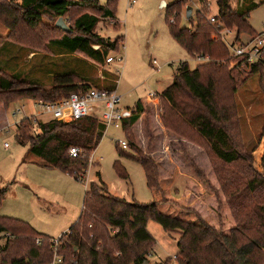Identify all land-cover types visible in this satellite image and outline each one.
Instances as JSON below:
<instances>
[{
    "label": "rangeland",
    "instance_id": "obj_1",
    "mask_svg": "<svg viewBox=\"0 0 264 264\" xmlns=\"http://www.w3.org/2000/svg\"><path fill=\"white\" fill-rule=\"evenodd\" d=\"M5 1L16 4L21 0ZM97 1L105 7L109 0ZM130 1L114 0V20L78 9L69 11L63 18L66 26L73 28V22L81 15H94L99 19L95 35L111 41L116 37L123 38L117 52L107 55L114 58L110 66L94 63L83 54H71L52 45L49 41L64 35L55 27L59 18L52 15L42 16L34 29L18 26L12 36L15 43L7 38L9 31L0 26L3 39L0 45V78L16 79L31 85V88L49 90L56 77L72 74L80 79L73 78L77 87L88 84L105 88L106 84H111L107 80L108 74L114 79L112 83L116 82L115 91L120 97L118 108L121 111H131L138 100L149 99L142 102L146 113L132 127L125 132L109 128L103 134L94 152L88 153V168L81 175L82 182H79L58 170L43 168L39 159L28 154L27 146L15 142V130L21 120L27 118L42 124L52 121L48 116H38L39 110L34 105L38 101L26 95L17 98L0 92V100L8 102L6 109L0 106V189L8 187L0 205V217L27 223L36 232L57 239L78 221L85 190L90 183L102 182L108 196L129 203L152 202L145 173L132 159L133 144L143 157L154 163L159 180L171 181L170 197L180 201L184 196L183 202L188 207L196 209L200 213L197 214L219 234L235 241L237 248L252 243L257 254L256 264H264V216L260 212L264 207V188H258L255 194L247 189L250 181L259 183L257 176L264 178L261 159L255 152L257 145L264 143L261 139L264 136V69L252 74L253 68L242 66L230 55L220 63L228 75L224 85L229 86V91L223 93L226 101L222 105L231 108L229 120L223 126L230 135V148L241 153L244 159L236 165H225L213 156L206 141L187 119L177 116L160 98V93L172 84L180 64L187 63L190 70L201 64L196 61L200 56L191 57L173 40L165 22L166 9L178 0H135L133 4ZM183 1L177 20L179 28H191V23L185 19L187 7L192 9L193 24L196 13L202 8L207 10L205 17L217 16L215 0H205L202 7L200 0ZM255 1L230 0L233 8H243L245 4L254 6ZM260 1L261 4L252 9L248 17V23L256 34L264 26V0ZM240 37L245 41L251 36L242 33ZM217 39L218 36L212 33L211 40ZM93 50H98V47L93 46ZM203 59L204 62L208 60L207 57ZM100 72L105 81L100 80ZM184 103L187 105L189 101L186 99ZM19 109L23 113L12 117V113ZM96 118L101 121L100 115ZM34 129L35 126L30 132ZM119 141H125L131 150L121 151L117 147ZM116 163L126 173L127 179L117 174ZM147 230L156 244L149 250L146 262L177 264L179 235L165 233L154 222L148 223ZM17 237L11 232L0 235V250L8 240L15 241ZM12 254L19 253L9 252L8 257Z\"/></svg>",
    "mask_w": 264,
    "mask_h": 264
},
{
    "label": "trees",
    "instance_id": "obj_2",
    "mask_svg": "<svg viewBox=\"0 0 264 264\" xmlns=\"http://www.w3.org/2000/svg\"><path fill=\"white\" fill-rule=\"evenodd\" d=\"M200 1L201 7L204 6L205 0ZM215 2L218 9L217 16H214L216 25L209 22L208 17H205L206 8H202L195 15V24L192 17L187 20L191 23V28H179L177 20L184 1L178 0L166 9L165 22L173 40L191 57H207L208 60L194 70H190L187 63L180 64L172 84L160 93V98L177 116L187 119L198 135L206 141L217 160L225 165H236L244 162V159L241 153L230 148V135L223 126L229 120L231 108L222 105L226 101L223 93L229 91V86L224 85L228 75L220 63L230 57L221 39L212 41L211 34L219 36L224 29H235L237 41L242 33L255 36L248 17L249 12L256 6L233 8L230 0ZM76 9L96 12L105 19L114 20L115 2L109 0L102 7L97 0H21L16 4L0 0V26L9 31L7 38L12 41L18 26L26 25L34 29L41 22L42 16L52 15L63 19L69 11ZM171 19L173 22H170ZM98 23V17L83 14L73 22L69 34L64 33L62 38L49 42L71 54H83L94 63H104L109 52H117L118 46L123 44V38L116 37L111 41L95 35L94 29ZM2 43L3 39L0 37V45ZM93 46L98 47V50L94 51ZM252 68V74L264 69L262 66ZM107 76L111 84L105 83V88L114 90V79L108 74ZM73 78L79 79L72 74L56 77L49 90L31 88V85L16 79L0 78V92L4 96L21 98L26 95L29 99L49 103L90 88L88 84L77 87ZM186 99L189 101L187 105L184 103ZM7 103L5 99L0 100V106L5 109L8 107ZM127 112L128 115L121 124L123 132L132 127L146 113V109L138 100L134 108ZM33 126L37 131L34 129L35 132H30ZM102 136V125L90 117L71 122L50 121L46 124L23 119L15 130L14 139L18 145L27 146L28 152L41 161L43 168L58 170L75 181L82 182L81 175L88 168V153L96 149ZM261 139L264 140V136ZM117 147L125 151L118 144ZM72 148L80 151L76 158L69 155ZM127 150H131L128 145ZM131 151L134 153L132 159L145 173L152 202L129 203L108 196L102 182L90 183L85 190L78 221L57 238L60 264H144L149 250L156 244L147 230L149 222L159 225L165 233L179 235L176 242L177 264H256L257 254L252 243L237 248L235 241L219 234L197 214L199 212L196 209L188 207L183 202L184 196L180 201L170 197L171 181L159 180L154 163L143 157L133 144ZM255 152L261 159L264 171V143L260 142ZM114 168L121 178L127 179L126 173L119 169L117 163ZM256 178L259 183L250 181L247 184V189L253 194L258 188H264V178L261 175ZM224 180L228 181V178L224 177ZM7 190L8 187L0 189V205ZM260 212L264 216V207ZM7 232L18 237L15 241L8 240L0 250V264H51L53 241L56 239L36 232L27 223L0 217V235ZM262 249L264 250V246ZM9 252L19 254L8 257Z\"/></svg>",
    "mask_w": 264,
    "mask_h": 264
},
{
    "label": "built area",
    "instance_id": "obj_3",
    "mask_svg": "<svg viewBox=\"0 0 264 264\" xmlns=\"http://www.w3.org/2000/svg\"><path fill=\"white\" fill-rule=\"evenodd\" d=\"M134 1L131 0L130 3L133 4ZM208 20L213 25L217 24L214 16L208 17ZM217 27L219 28V25ZM219 34L218 38L221 39L230 57L236 62L249 68L253 66L264 67V26L259 33L245 41L241 39L237 41L235 31L224 29ZM196 61L203 63L205 59L197 57ZM113 63V57H107L104 62L105 66H110ZM99 78L102 81L106 80L101 72ZM114 84L116 86V82ZM149 96H152V94ZM119 103L120 97L117 96L115 89L109 91L103 87H90L87 90L73 93L67 98H61L49 103L38 101L34 105L39 110L37 112L39 113L38 116H48L52 121L71 122L86 117L97 120L96 115H100L101 121H97L102 125L104 134L109 128L121 129L122 120L128 115V112L125 113L118 108ZM22 113V109L16 110L12 113V117ZM117 144L122 150H127V143L125 141H119ZM5 148H7V145H5ZM79 153L80 151L75 148L69 151V155L72 158H76ZM91 160L92 156L90 162ZM36 243L38 244V241ZM53 244V259L51 264H60L61 258L57 255L58 239L54 240Z\"/></svg>",
    "mask_w": 264,
    "mask_h": 264
},
{
    "label": "water",
    "instance_id": "obj_4",
    "mask_svg": "<svg viewBox=\"0 0 264 264\" xmlns=\"http://www.w3.org/2000/svg\"><path fill=\"white\" fill-rule=\"evenodd\" d=\"M192 17V9L191 7H187L185 9V19L189 20ZM55 27L64 32L65 34H69L71 31L70 29L66 26L65 22L63 21L62 18H59L55 24ZM144 264H148L145 262Z\"/></svg>",
    "mask_w": 264,
    "mask_h": 264
},
{
    "label": "crops",
    "instance_id": "obj_5",
    "mask_svg": "<svg viewBox=\"0 0 264 264\" xmlns=\"http://www.w3.org/2000/svg\"><path fill=\"white\" fill-rule=\"evenodd\" d=\"M240 2H241V1H239V4H240ZM254 4H255V6L257 7V6H259V5L261 4V1H260V0H256ZM243 5H244V4H243ZM244 6H248V4H245ZM262 27H263V26H262ZM261 30H262V29H261ZM261 30H260V31H261ZM258 33H259V32H258ZM249 37H250V36H249ZM249 37H248V38H249ZM240 39H241V37H240ZM246 40H247V39H246ZM149 95H150V94H149ZM149 95H148V96H149ZM154 95H155V94H154ZM146 100H148V99L146 98V99H143V100H140V101H141V102H144V101H146ZM148 102H149V101H148ZM4 129H5V128H4ZM28 154H30V153L28 152ZM30 155H31V154H30Z\"/></svg>",
    "mask_w": 264,
    "mask_h": 264
}]
</instances>
